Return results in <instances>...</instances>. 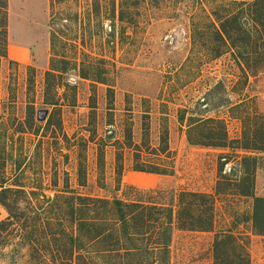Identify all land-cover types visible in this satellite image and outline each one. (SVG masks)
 I'll return each instance as SVG.
<instances>
[{"label":"rangeland","instance_id":"obj_1","mask_svg":"<svg viewBox=\"0 0 264 264\" xmlns=\"http://www.w3.org/2000/svg\"><path fill=\"white\" fill-rule=\"evenodd\" d=\"M253 1L7 0V44L0 14V53L7 51L0 60V186L37 195L22 196L23 219L0 232V264H63L70 255L63 229L78 234L65 202L54 200L67 190L174 209L167 256L124 257L121 247L98 242L90 247L93 264H213L221 232L238 238L251 264H264L254 199L243 195L250 172L255 195L264 197V149L247 148L264 143V7L253 9L257 24L241 5ZM228 15L243 25L230 24L241 34L236 47L218 35V17ZM245 29L257 43L243 44ZM208 119L225 126L226 146L196 144L211 127L222 135ZM135 153L142 166L167 174L135 171ZM183 192L212 196V230L180 229ZM8 216L0 205V222Z\"/></svg>","mask_w":264,"mask_h":264},{"label":"trees","instance_id":"obj_2","mask_svg":"<svg viewBox=\"0 0 264 264\" xmlns=\"http://www.w3.org/2000/svg\"><path fill=\"white\" fill-rule=\"evenodd\" d=\"M0 4V14L2 18V35L4 43L7 44L8 34V15L7 0ZM61 1V0H58ZM242 6L247 7L248 16L251 21L260 23L261 20L253 14V9L261 7L263 9L264 0H254L253 2H242ZM255 11V10H254ZM221 28L218 31L220 39L225 44L233 47L238 45V36L240 32L231 28V22L236 24L242 30V24L238 20V15H228L225 18L218 17ZM261 25L264 24L262 21ZM248 40H244V45H250L257 41L252 37L251 33L245 29ZM257 38V37H256ZM262 39V36L257 40ZM253 45V44H252ZM251 45V46H252ZM7 56V51L0 53V60ZM54 71V70H52ZM52 71L47 72L48 79L54 74ZM103 81V80H96ZM33 80H30V90H32ZM110 91H112L110 89ZM34 106L30 105L28 117L34 123ZM205 121H203L204 123ZM206 123L219 124L222 128V135L218 137V130L215 127L208 129L209 135L204 142H197L207 146L224 147L228 141V135L225 126L217 119H208ZM205 123V124H206ZM126 141L130 147L133 145L131 134L128 132ZM167 144V139L162 140V145ZM252 149H264V143L255 144ZM163 153H168V145L162 147ZM134 170L137 172H148L167 174L166 168L156 166V168H146L140 164L141 155H134ZM254 159V158H253ZM251 157L244 158L245 161L253 160ZM124 171L123 157L118 153L116 172L118 181ZM254 173L247 172L244 181H250L251 184L243 195L252 196L254 199L253 207V228L258 235H264V197L256 196L254 193ZM82 179H83V174ZM82 183L83 180H82ZM29 194L37 195L36 190L28 191L21 187L0 186V205L4 206L9 216L0 222V232L7 229L8 225H14V221L23 219L24 210L21 206V197L29 198ZM50 200V199H49ZM56 201L61 200L67 205L66 215L75 223L78 234L71 233L67 229H63V233L70 240V255L63 261V264H93V260L89 255H93L95 251H91L92 247L98 242L112 243L115 247H121L124 257L133 256L135 254L154 253L158 251L161 254L168 255L173 234V224L175 221L174 209L171 206H162L160 203H146L142 200L125 201L122 199H106L90 196L76 195L73 191L67 190L58 194ZM22 210V211H21ZM63 215L64 212H63ZM178 224L180 229L210 231L214 225V205L213 198L209 194L199 192H183L180 196ZM27 227H22L20 231L24 235L27 234ZM127 243H130L127 245ZM118 249V248H117ZM110 253L111 250H103ZM130 264V263H126ZM213 264H251L250 256L238 240V238L230 232H221L216 235L214 241V263Z\"/></svg>","mask_w":264,"mask_h":264},{"label":"water","instance_id":"obj_3","mask_svg":"<svg viewBox=\"0 0 264 264\" xmlns=\"http://www.w3.org/2000/svg\"><path fill=\"white\" fill-rule=\"evenodd\" d=\"M45 113H47V111Z\"/></svg>","mask_w":264,"mask_h":264}]
</instances>
